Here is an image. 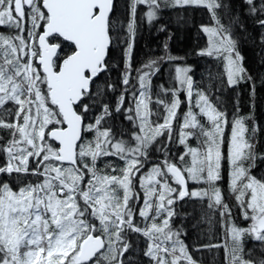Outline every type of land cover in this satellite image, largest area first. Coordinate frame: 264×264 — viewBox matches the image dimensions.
<instances>
[{
  "label": "snow or ice",
  "instance_id": "1",
  "mask_svg": "<svg viewBox=\"0 0 264 264\" xmlns=\"http://www.w3.org/2000/svg\"><path fill=\"white\" fill-rule=\"evenodd\" d=\"M166 2L210 12L217 27H203L208 47L198 54L224 64L221 82L228 87L243 81L235 41L216 14L227 6L220 0ZM245 3L264 27V0ZM140 5L146 6L149 23L162 7L160 0H130L128 35L122 37L111 20L114 0H0V130L7 131L0 137L5 158L0 174L38 178L18 191L0 184V264H124L128 233L148 241L147 264H196L181 230L171 224L175 203L186 197L207 199L223 225L225 242L203 247H223L227 264H264V254L257 259L243 244L247 235L264 247V180L253 177L246 164L254 155L245 120L230 121L203 91L193 102L194 81L189 69L179 66L174 86L162 89L170 98L157 95L159 107H150L152 77L160 69L157 61L133 66ZM121 44L124 89L115 111L123 110L135 129L128 140L106 126L109 105L93 111L91 92L95 79L108 70L110 49ZM185 101L177 129L174 122ZM174 134L183 150L162 154L145 172L152 145L159 137L171 143ZM191 138L198 146L188 142ZM156 150L164 153L163 146ZM226 167L231 192L251 221L248 228L232 222L231 206L222 196L218 182ZM189 182L207 188L190 190Z\"/></svg>",
  "mask_w": 264,
  "mask_h": 264
},
{
  "label": "trees",
  "instance_id": "2",
  "mask_svg": "<svg viewBox=\"0 0 264 264\" xmlns=\"http://www.w3.org/2000/svg\"><path fill=\"white\" fill-rule=\"evenodd\" d=\"M259 2L260 0H257V3ZM129 3L130 0H114L113 13L111 14V20L122 37L128 35ZM220 3L227 7L216 9V14L220 24L230 31L235 41V51L242 57L246 74L245 82L228 87L226 83L221 82L222 80L226 81L224 64L213 57L198 54L207 45L206 37L202 32L203 26L215 23L205 7L163 9L159 16L149 23L144 16L143 7L139 6L132 52L133 66L141 68L151 61H157L160 70L152 77L151 88L162 90L174 86V64L176 62L191 65L194 89L209 95L220 110L228 113L230 121L235 116L244 118L249 129L246 135L253 144L254 155V159L247 161L246 164L250 166V173L253 177L264 180V27L258 24L259 17L248 11L245 0H220ZM161 57L164 59L161 60ZM168 57H172L176 61L170 60ZM107 60V72L101 73L91 87L94 101L93 111H98L103 104L109 105L112 115L108 118L106 126L113 129L117 138L128 140L129 133L135 129L131 122L124 118L123 110L115 111L117 100L124 89L121 83L124 71L123 44L119 47H112ZM249 77L250 79H248ZM132 83L135 84L136 80L133 79ZM109 84L114 85V89L108 87ZM97 92L100 95L97 96ZM162 95L163 99L170 98L164 93ZM180 98L185 100V94L180 93ZM125 106H127V100ZM186 110L187 103L185 101L179 109L177 118L182 116ZM89 121H91V116H89ZM174 127L179 129L180 122H174ZM0 133V137L7 135L6 130H0ZM4 159V156L0 155V163H3ZM109 159L119 163L115 158ZM118 163H114V165H122H118ZM229 171L226 167L222 173L223 179L218 182L222 196L231 206L232 222L235 225L248 228L250 221L244 219L242 210L231 192ZM37 179L35 176L26 174H0V184L7 182L15 190H19L20 187L28 183H34ZM207 203V199H196L191 204L193 207L190 209L191 211H182V216L185 217L183 221H187L188 228L193 229L192 238L190 235L187 236L188 243L192 247L195 241L202 243L199 245L200 248L208 244L209 238L212 236L211 231L218 226L222 227L223 243L225 242V233L220 217L207 207ZM185 207L188 209V205ZM214 216L218 217V220H215ZM243 239L247 252L252 253L257 259H259L258 254L259 256L264 254V247H261L259 242L247 235ZM127 241L130 246L124 253V264H147L148 258L144 255L147 242H143L144 238L137 233H128ZM228 243L231 244L230 238ZM224 259L227 264L226 254H224ZM200 264L212 263L209 260H200Z\"/></svg>",
  "mask_w": 264,
  "mask_h": 264
},
{
  "label": "flooded vegetation",
  "instance_id": "3",
  "mask_svg": "<svg viewBox=\"0 0 264 264\" xmlns=\"http://www.w3.org/2000/svg\"><path fill=\"white\" fill-rule=\"evenodd\" d=\"M164 93L161 89L159 88H151L150 89V93H151V98H152V101L153 103L150 104V107L151 108H157L159 107L157 104L154 103L157 95H159L162 99L164 98L162 93ZM161 111H162V108H161ZM152 120H156L157 118L156 117H151ZM182 120V116L178 117L176 119L175 122H181ZM162 122V121H161ZM164 142V137H159L156 141V143H154L149 151V156H150V159L148 161H146L145 163V168H144V171L147 172L148 170H150V167L152 164H155L157 162H159L162 154H167V152L169 150H171V152L173 154L175 153H178L180 151L183 150L182 146L178 145L176 143V135L174 134L173 136V140L171 143H163ZM190 144H192L191 140L189 139L188 141ZM164 147V153H161L159 151H157L156 149L158 147ZM118 162H113V163H118V165L120 164H123V161H120L118 160ZM116 165V164H115ZM117 166V165H116ZM197 184L196 183H193V182H189L188 184V187L190 190H193V188L196 186ZM193 200H196L194 198H185L184 200H178L175 205H174V209H175V215L172 217V220H171V224H172V227L174 229H179L181 230V239L184 241V243L187 245L188 247V250L189 252L190 251H194L196 252L197 251V247H200L199 245H201L202 243H197L196 241L193 243V247L188 243V239H187V236L190 235L191 237V234L192 233V230L193 229H189L188 228V224L187 221H183L185 217L182 216V211H188L190 209H192L193 207L191 206V204L193 203ZM185 205H188V209L185 207ZM191 211V210H190ZM191 217V216H190ZM193 217V216H192ZM215 217V216H214ZM215 220H218V217H215L214 218ZM219 225L220 222H219ZM222 227L220 228L219 226L215 229H213V231H211V237L209 238V242L212 241V242H215V243H220V244H223V237H222V231H221ZM186 233V234H185ZM141 237H143L142 235H140ZM144 238V237H143ZM192 238V237H191ZM214 238V239H213ZM143 242H147L148 241L144 238V241ZM202 249L204 250H209L211 253H213L214 255H216L217 253L220 252V258H221V262H217L214 258L212 260H209L212 264H225V259H224V254H225V250L223 247H219V248H203L201 247ZM218 249H219V252H218ZM213 257V256H212ZM215 257V256H214Z\"/></svg>",
  "mask_w": 264,
  "mask_h": 264
},
{
  "label": "rangeland",
  "instance_id": "4",
  "mask_svg": "<svg viewBox=\"0 0 264 264\" xmlns=\"http://www.w3.org/2000/svg\"><path fill=\"white\" fill-rule=\"evenodd\" d=\"M160 2H161V5H162V7L157 11V17L159 16V14H160V12L163 10V9H171V8H173L172 6H170V5H168L167 4V2H166V0H160ZM141 7H143V10H144V16H145V18H146V20L148 21V19H147V16H146V12H147V8H146V6H144V5H140ZM156 19V18H155ZM155 19H153L152 21H154ZM151 21V22H152ZM205 26H210V27H217V25H216V22L214 23V24H211V25H205ZM204 27V26H203ZM202 32H203V34H204V36L206 37V40H207V45H206V47L205 48H207L208 47V36H207V34L203 31V28H202ZM205 48H203V49H205ZM235 54H238L236 51H235V53H234V55ZM239 55V54H238ZM239 57H241L240 55H239ZM180 59V58H179ZM170 60H175L176 61V59H174V58H172V59H170ZM179 61H181V60H179ZM240 63L242 64V66H243V62H242V57H241V60H240ZM182 67V68H187V69H189V71H188V75L189 76H191L192 77V74H191V70H192V66L191 65H187V64H184V63H180V62H176L175 64H174V71H175V69H176V67ZM244 68V67H243ZM245 70V69H244ZM244 77H245V79L243 80V81H241L239 84H241V83H243V82H245V80H246V74H245V71H244ZM238 84V85H239ZM237 86V85H236ZM196 92H197V90L196 89H194V87H193V99L195 100V98H196ZM181 93H183V94H185L186 95V93L185 92H181ZM194 100H193V102H194ZM230 135V131L229 130H226L225 131V136L227 137V136H229ZM0 136H1V133H0ZM191 140V142H192V144L191 145H193V146H198V142H197V140L195 139V138H191L190 139ZM197 185L193 188V190H201V189H204V188H207V185H203V184H198V183H196ZM12 187V186H11ZM13 188V187H12ZM14 189V188H13ZM15 190V189H14ZM18 191V190H17ZM194 199H199V198H194ZM243 218V217H242ZM238 227H241V228H245L244 226L242 227V225L241 226H239V225H237ZM245 237V236H244ZM214 239V238H213ZM243 241H244V239H243ZM243 244H244V242H243ZM218 252H219V249H218ZM191 255H192V257H193V259H194V261L196 262V264H200V260H212L213 258L217 261V262H221V258H220V252L219 253H217L216 255H214L213 253H211L210 251H206V250H204V249H201L200 247H197V251L196 252H194V251H190L189 252ZM256 255V254H255ZM213 256V257H212ZM215 256V257H214ZM257 257H260L259 256V254H258V256Z\"/></svg>",
  "mask_w": 264,
  "mask_h": 264
},
{
  "label": "water",
  "instance_id": "5",
  "mask_svg": "<svg viewBox=\"0 0 264 264\" xmlns=\"http://www.w3.org/2000/svg\"><path fill=\"white\" fill-rule=\"evenodd\" d=\"M251 224V223H250ZM250 226V225H249Z\"/></svg>",
  "mask_w": 264,
  "mask_h": 264
}]
</instances>
